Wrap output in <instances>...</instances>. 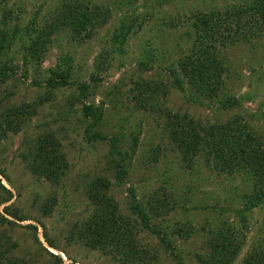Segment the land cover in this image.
<instances>
[{
    "label": "rangeland",
    "instance_id": "374dc122",
    "mask_svg": "<svg viewBox=\"0 0 264 264\" xmlns=\"http://www.w3.org/2000/svg\"><path fill=\"white\" fill-rule=\"evenodd\" d=\"M64 1L74 0H0V41L5 38L0 68L8 75L3 81L0 76V118L15 107L38 106L37 116L19 134L0 139V264H51L46 250L65 264L72 263L65 253L77 264H125L71 236L74 226L94 215L89 193L105 192L101 181L122 217L120 234L147 252L150 264H200L207 239L222 229L242 234L244 246L234 264H243L253 246L264 245V206L244 211L252 185L242 175L212 173L203 155L196 164L185 163L169 140L167 112L188 116L204 128L239 117L247 131L264 138L261 45L226 51L232 71L227 92L240 103L235 108H228L224 97L214 103L192 101V90L187 85L185 93L175 89L170 74L175 62L195 48L197 17L225 12L246 0H81L110 11L108 24L82 44L67 32L53 36L50 50L37 62L28 51L26 27L35 18L36 27L44 28ZM10 11L13 18L5 24ZM121 30L130 32L127 43L122 53L107 58ZM62 71L69 72L70 86L51 89L52 72ZM143 81L166 86L167 99L143 108L135 85ZM82 85L89 86L88 100L74 101ZM85 105L102 111L98 126L85 118ZM48 134L61 143L69 167L57 186L34 176L20 158L28 152L26 143ZM133 205L147 215L152 230L142 227ZM161 237L173 243L175 256ZM46 238L59 250L50 249ZM13 244L17 248L7 253Z\"/></svg>",
    "mask_w": 264,
    "mask_h": 264
},
{
    "label": "trees",
    "instance_id": "16d2710c",
    "mask_svg": "<svg viewBox=\"0 0 264 264\" xmlns=\"http://www.w3.org/2000/svg\"><path fill=\"white\" fill-rule=\"evenodd\" d=\"M90 5L81 0L64 1L56 19L47 22L46 26L40 29L36 27L37 19L34 18L24 32L30 43L28 50L30 57L37 62L41 61L53 45L52 37L62 32L69 33L77 43L82 44L92 40L96 31L108 24L111 14L110 11ZM5 14L4 23L13 18L12 11ZM19 17L15 19L17 22ZM18 30L19 24L16 25L12 35L18 34ZM193 30L196 38L195 48H191L190 53L184 54L175 62L176 68L172 67L170 71L174 80L172 86L185 93L187 85L192 90L191 100H196L200 104L204 101L214 103L224 97L228 108L240 106L237 99L227 92V80L231 78L232 71L229 53L226 51L248 43H256L264 48V0H246L244 5L225 12L201 15L195 20ZM129 33L124 30L117 32L111 48L112 52L106 53L107 58H112L113 54L122 53ZM4 41L5 38L2 37L0 61ZM140 66L147 68L145 63ZM0 76L2 81L8 77L1 68ZM52 76L49 83L51 89L58 90L61 87L70 86L69 72H52ZM135 85L136 90L140 92L143 108L158 104L160 100L164 101L168 97V88L163 84L157 85L143 81ZM88 90L89 86L82 85L79 88V97L73 100L78 102L81 99L88 100ZM222 106L225 108L224 105ZM37 108V105L26 104L7 110L0 118V139L4 140L10 133L19 134L26 123L37 116ZM83 112L86 119L93 120L95 127L99 125L103 117L100 108L85 105ZM167 114L169 140L185 163L196 164L199 161L197 158L203 155L204 165L212 173L219 176L242 175L249 179L252 185L249 194L245 196L244 211L251 212L264 206V138L247 131L246 126H243V120L239 117L224 125L204 128L188 116L179 118V115L172 116L170 112ZM24 147L28 152L21 154L20 158L30 172L52 185H60L69 170L66 158L62 154L61 143L52 134H48L35 139L33 144L26 143ZM120 176L124 175L120 174ZM98 183L105 192L101 194L97 189L90 190L89 200L95 208L94 215L83 225L74 226L71 231L72 238L82 242L88 248L107 250L118 262L150 264L152 260L149 259L148 253L145 251L141 253L130 237L120 234L123 228L122 217L118 215V208L114 201L107 195L108 185L104 181ZM9 201L7 200L6 203ZM159 202L163 208L167 207L164 201ZM133 210L141 217L142 227L145 230H152L147 215L140 207L133 205ZM5 211L9 215L8 207ZM44 212L48 213L49 208H46ZM2 220L6 221L4 218ZM160 240L166 250L175 256L176 248L173 243L167 237H161ZM243 240L240 232L222 229L207 239L206 252L198 255V261L200 264H234L244 246ZM46 242L50 249L59 250L47 238ZM12 248H17V245H11L7 253H10ZM46 251L51 258V264H65L60 255ZM65 255L72 261L71 264H77L67 253ZM9 264L19 263L14 261ZM243 264H264V245L253 246Z\"/></svg>",
    "mask_w": 264,
    "mask_h": 264
}]
</instances>
